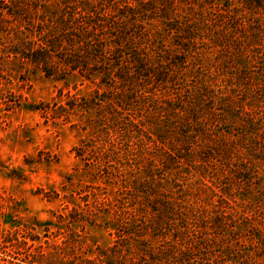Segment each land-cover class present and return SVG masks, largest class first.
Returning <instances> with one entry per match:
<instances>
[{
    "label": "rangeland",
    "instance_id": "1",
    "mask_svg": "<svg viewBox=\"0 0 264 264\" xmlns=\"http://www.w3.org/2000/svg\"><path fill=\"white\" fill-rule=\"evenodd\" d=\"M73 1L0 0V264H106L113 246L138 264L140 240L217 257L233 243L262 263L264 0L184 1L197 39L185 50L148 21L155 71L125 84L111 81L110 32L122 5L146 0H93L103 53L85 68L67 64L61 28L45 66L27 59ZM160 198L180 213L146 232Z\"/></svg>",
    "mask_w": 264,
    "mask_h": 264
},
{
    "label": "trees",
    "instance_id": "2",
    "mask_svg": "<svg viewBox=\"0 0 264 264\" xmlns=\"http://www.w3.org/2000/svg\"><path fill=\"white\" fill-rule=\"evenodd\" d=\"M184 1L186 0H146L144 4H139L136 8L131 5H122L124 10L126 9V12L123 14V12L120 13V11H118L120 16L119 19L121 21L120 26L117 30L114 28L115 33L112 32L113 30L110 32V38L108 40L109 70L113 65L118 67V69L120 68V70L113 72L111 81L117 79L119 82L125 84L134 79L144 80L150 77V75L153 74V71H155V65L150 59V54L147 53L151 51L150 46L148 45L151 35L149 34V29H147L145 25H150L148 23L150 20L151 22L158 20L160 28H162L160 31L172 34L173 38L180 39L174 44L175 47L185 50V44L190 45L197 40L196 37L193 36L195 32L193 25L195 22L189 20V15L183 16L178 14V6L183 4ZM95 2L96 1H94V3ZM189 4L187 6L188 10H193V7L197 3L194 0H190ZM157 6L160 7L158 8L157 17H154L155 12L151 17L148 13H153V10H157ZM63 9L66 8L63 6ZM67 9L70 10L68 15L63 10L61 19H59L60 17L54 19L56 16L53 17V15H51L44 21L45 25L52 22L53 26H56L41 30L42 32H45V36L42 37V40L44 41V47L42 48L43 54L38 55L39 50L30 54L27 59H29L31 63L39 65L44 64L45 66L50 59L49 53L51 54L53 49H56V47L59 46L58 44L61 42L60 38L62 41H66V45L70 49V55L66 62L72 70L85 68V61H87L88 58L94 59L97 56L102 55L103 46L101 41L103 37H98V34L104 33L102 30L105 28V26H103L105 23L101 20L102 15L97 13L96 10L98 9L97 7H94L93 0H74L72 6ZM100 27L102 30H98ZM59 28L62 29L59 33L60 38L55 40L54 34ZM67 28L68 32H66ZM156 42V48L159 51H163L164 45L162 40H157ZM76 45L77 50H73ZM187 52L188 51L186 50V53ZM110 56L112 57L110 58ZM125 58L128 60H126L124 65L123 63H121V66L120 64H114L115 62H122V59ZM182 63L184 64V61ZM114 83L117 82L114 81ZM183 112L185 113V110L182 107L175 110V113L177 114ZM191 114L193 117L195 114L194 111H191ZM193 118L196 119L195 117ZM131 124L133 123L131 122ZM184 152L186 154V159L183 156L181 159L187 162L189 153L186 150ZM176 203L177 202L174 201H164V199L161 198L155 201L154 204L158 207L152 206V210L156 214V220L153 224L145 227L146 232L148 230H153V232H162L164 234L166 230L160 225L159 221H161V218H169L178 215V212L180 213V211L175 208L176 205H178ZM223 217L225 218L226 216ZM225 226H227L226 223H224L223 227ZM133 234L134 233L131 232V236H133ZM139 242L141 250L139 260L141 263L138 264H264V253L262 249H260L261 253L257 255L258 257H261L262 263H257V261H254V258L251 257L253 253H244L247 249L245 246L241 249V245L237 248V244L234 245L233 243L227 245L224 251L220 252L217 257L213 256L212 252H203L195 246L192 249H187V247H184V244L182 245L181 242H175L176 246H172L170 250L161 247H147L145 243H142V240ZM180 245H182L183 250L180 248ZM185 245L187 246V243H185ZM122 253V249L113 246L111 249L109 248L103 252L101 251L99 256L100 259H106L104 260L106 264H121L118 260L121 258Z\"/></svg>",
    "mask_w": 264,
    "mask_h": 264
}]
</instances>
